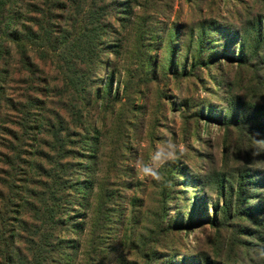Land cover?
Masks as SVG:
<instances>
[{
  "label": "rangeland",
  "instance_id": "rangeland-1",
  "mask_svg": "<svg viewBox=\"0 0 264 264\" xmlns=\"http://www.w3.org/2000/svg\"><path fill=\"white\" fill-rule=\"evenodd\" d=\"M135 1L116 24L113 65L92 76L112 84L104 120L94 116L105 157L91 164L110 220L102 229L95 215L87 238L103 254L77 262L259 264L264 153L253 147L257 132L264 137V0ZM166 140L184 155L160 169V182L142 179L137 163L150 164ZM241 187L251 216L238 212Z\"/></svg>",
  "mask_w": 264,
  "mask_h": 264
},
{
  "label": "trees",
  "instance_id": "trees-1",
  "mask_svg": "<svg viewBox=\"0 0 264 264\" xmlns=\"http://www.w3.org/2000/svg\"><path fill=\"white\" fill-rule=\"evenodd\" d=\"M135 5L0 0V264H82L80 256L103 254L87 238L95 215L102 229L110 220L91 164L105 157L94 116L104 120L112 84L95 86L92 76L113 65L116 24ZM245 194L241 187L238 212L251 216Z\"/></svg>",
  "mask_w": 264,
  "mask_h": 264
},
{
  "label": "clouds",
  "instance_id": "clouds-1",
  "mask_svg": "<svg viewBox=\"0 0 264 264\" xmlns=\"http://www.w3.org/2000/svg\"><path fill=\"white\" fill-rule=\"evenodd\" d=\"M186 149L173 140H166L164 144L153 153L152 162L144 164L138 162L136 170L142 179H150L157 182L162 180L160 169L169 162L177 161L184 155ZM264 153V137L257 132L254 137L253 154ZM258 260H264V248L256 250Z\"/></svg>",
  "mask_w": 264,
  "mask_h": 264
}]
</instances>
